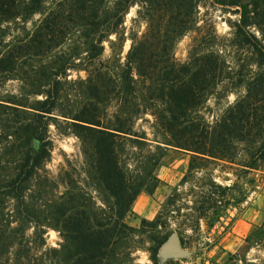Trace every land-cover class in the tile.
<instances>
[{
  "label": "trees",
  "instance_id": "16d2710c",
  "mask_svg": "<svg viewBox=\"0 0 264 264\" xmlns=\"http://www.w3.org/2000/svg\"><path fill=\"white\" fill-rule=\"evenodd\" d=\"M142 1L149 9L148 29L141 36L130 30L131 46L121 60V51L115 49H122L126 37L124 16L132 5ZM214 1L239 6L235 32L264 63L263 4L259 0ZM101 2H56L36 33L14 39L0 52V75L22 72L28 80L20 86L21 95L43 96L35 106L20 103L14 95L0 99V264H134L136 228L125 217L147 180L145 175L137 178L127 172L123 153L128 140L134 139L133 115L142 109L150 110L169 134V144L193 152L189 172L197 168L198 158H232L235 140L261 141L253 155L264 150V95L256 101L244 99L214 126L200 124L192 117V109L206 98L221 74L216 71L218 56L212 50L196 52L184 64L170 55L175 40L191 28L197 0H113L105 11L100 9ZM39 5L40 0H0V20L4 16L25 17ZM156 9L169 12L167 26L173 27L167 35L168 45L160 49V54L169 56L166 64L157 58L162 26L156 23ZM134 21H138V12ZM72 22L78 32L74 40L77 50L62 58L54 55L51 63L31 66L32 60L47 57L60 44L57 36L72 32L67 31ZM111 35H115L114 40ZM105 40L115 56H104ZM111 57L117 62L114 66ZM71 58L77 59L75 68L86 71L85 77L72 80L81 96L80 108L75 114L56 113L61 86L69 82L66 69ZM24 65L31 68L24 70ZM112 80H119V86H111ZM140 82L143 94L139 93ZM113 102L118 110L109 116L105 109ZM59 116L65 118L64 124L58 123ZM51 122L62 133L80 139L86 172L101 191L104 208L97 206L67 172V188L42 199L37 179L51 157ZM151 163L155 165L157 160ZM216 201L210 192L200 194V204L194 207L198 225L211 208L210 224L218 220L221 214L215 209ZM49 226L59 232V247L47 246L44 234ZM178 236L187 246L185 237ZM167 238L168 234L150 235L152 264H159V249ZM245 241L246 250L254 244L264 246V221L249 230ZM38 250L39 257L35 255ZM230 259L236 263L243 260L237 253L230 254Z\"/></svg>",
  "mask_w": 264,
  "mask_h": 264
},
{
  "label": "rangeland",
  "instance_id": "374dc122",
  "mask_svg": "<svg viewBox=\"0 0 264 264\" xmlns=\"http://www.w3.org/2000/svg\"><path fill=\"white\" fill-rule=\"evenodd\" d=\"M59 1L63 0H40L38 10L27 13L25 17H1L3 20H0V52L4 48L3 45H8L14 39L30 37L36 33L44 24L48 11ZM112 1L102 0L100 9L105 11L112 5ZM259 1L264 6V0ZM197 2L191 28L175 40L170 55L184 64L196 52L212 50L217 54L219 63L216 71L221 74L215 78L213 88L206 98L191 111L196 122L214 126L231 109L240 106L244 99L251 97L248 99L254 98L256 101L264 95V63H261L262 58L248 45L241 42L240 36L235 32L234 23L239 19V6L222 5L214 0ZM148 10L147 3L142 1L132 5L124 16L126 37L122 49H115V52L121 51V60L125 59L131 46L130 30L138 31L139 36L147 31ZM155 11L156 23L161 22L162 26L157 58L162 64H166L164 60L169 56L160 54V49L163 45H168L167 35L171 34L173 27L167 26L170 17L168 11ZM137 12L138 21L135 22ZM75 28L77 27L73 22L68 23L67 31L72 32H62L64 34L56 39L60 44L54 47L51 54L43 58L36 57L30 65L51 63L55 59L54 55H60L62 58L65 53L75 52L77 48L74 40L78 34ZM252 30L257 36H261L256 29ZM110 38L114 40L115 35ZM104 44V56H115L110 42L105 40ZM69 61L70 68L66 69L69 82H63L61 86L56 113L75 114L80 108L81 96L72 80L85 77L86 71L74 67L77 59L71 58ZM110 63L113 66L117 64L114 57H111ZM30 65H24V70L30 69ZM25 76L22 72L0 75V99L14 95L20 103L35 106L36 101L43 96L21 95L20 86L28 80ZM112 85L118 87L119 80H112ZM144 92L140 82L139 93ZM105 110L111 116L118 107L113 102L108 104ZM64 119L59 116L58 123L64 124ZM131 124L134 133L131 137L134 139L128 140L124 149L125 169L137 178L138 175H145L147 180L125 217L127 223L136 228L132 250L133 263H153L148 250L152 243L151 234H168L169 237L176 233L183 235L188 241L184 247L189 250V255L160 257L159 264H262L264 246L254 244L246 250L245 241L249 230L264 221V150L253 155L261 141L251 143L246 139L235 140L232 158L210 161L198 158L195 161L197 168L189 172L193 152L169 144L172 143L171 137L157 123L150 110L142 109L138 114H134ZM49 136L51 157L40 169L37 179V187L42 189V199L58 195L67 188L64 179L67 172L79 187L88 191L97 206L104 208L103 195L86 172L80 139L71 133H62L53 122L49 125ZM155 159L157 164L153 165L151 162ZM202 192H210L217 199L215 209L221 215L212 224L211 208L206 217L199 220L198 225L194 207L200 204ZM31 232L32 228L27 231V236ZM44 236L49 247H59L62 241L59 232L51 226L46 228ZM40 253L38 250L35 255L39 257ZM233 253L239 254L243 260L233 262L230 259V254Z\"/></svg>",
  "mask_w": 264,
  "mask_h": 264
},
{
  "label": "water",
  "instance_id": "95a60500",
  "mask_svg": "<svg viewBox=\"0 0 264 264\" xmlns=\"http://www.w3.org/2000/svg\"><path fill=\"white\" fill-rule=\"evenodd\" d=\"M189 250L184 247L176 233H172L159 249V256L165 258L168 255L188 256Z\"/></svg>",
  "mask_w": 264,
  "mask_h": 264
}]
</instances>
